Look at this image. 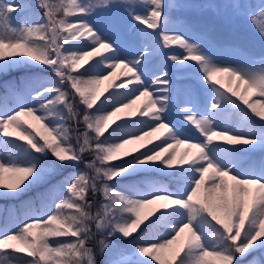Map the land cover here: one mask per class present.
I'll return each mask as SVG.
<instances>
[{
  "label": "snow or ice",
  "instance_id": "1",
  "mask_svg": "<svg viewBox=\"0 0 264 264\" xmlns=\"http://www.w3.org/2000/svg\"><path fill=\"white\" fill-rule=\"evenodd\" d=\"M200 7L260 54L170 0H0L4 264H264V0Z\"/></svg>",
  "mask_w": 264,
  "mask_h": 264
},
{
  "label": "rangeland",
  "instance_id": "2",
  "mask_svg": "<svg viewBox=\"0 0 264 264\" xmlns=\"http://www.w3.org/2000/svg\"><path fill=\"white\" fill-rule=\"evenodd\" d=\"M170 2L173 3V4L183 3V4L186 5V8H185L183 13L174 11V13H173V17L174 18H177L179 16H189V15H192V14L200 13V14H202V18L205 19L208 22L209 29L216 30V32L218 33L217 36L226 34L227 31H221V30L217 29V27L215 25V22L213 21L212 17L210 15H208L205 12V10L201 9L200 5L207 3L208 0H170ZM216 2H219V0H216ZM252 2L253 3H258V0H252ZM230 33L231 34L234 33L236 35L246 34V35H248L250 37H252V36L254 37L255 36V30L252 28L251 25H247V24H245L244 26L240 27L239 31H231ZM255 42L258 43V41H255ZM173 50L182 51L181 49H179V46H173ZM213 54L216 55L221 61H225V60L232 61V60L236 59V56L234 54H231V53H229L228 51H225V50L213 49ZM122 70L120 71V69H117L116 73H119V71L122 72ZM180 75H181L182 79H181L180 82H177V79H176L177 73L175 71H173V88L174 89H176L177 84L180 83V84H186V85L193 86V87H195L197 89V91H199V84L197 82V78L195 76V72L194 71L188 70L186 72L181 73ZM219 79L225 80V82L222 83V84H224V87H226V88H224V89L222 88V90L226 91L227 87L231 86V85H229L228 77L226 75H224L223 77H219ZM116 81H117V79H115V80L110 79V80L105 81L103 83L104 85L102 87H101L102 84L100 85L101 91H103L107 87L106 83L107 84L108 83L109 84L110 83H116ZM2 83L3 82H1L0 84H2ZM233 85L231 87L235 88V82H233ZM218 87H219V85H218ZM0 88H2V87H0ZM2 90H3V88H2ZM241 91H243V90L241 89ZM105 94H107V93H105ZM251 96H252V94L249 93V97H250L251 100L256 99L255 96H253V97H251ZM238 103L242 104V102H240V101H238ZM25 119H29V118H25ZM30 122L33 123V125L36 128H39V125H37L35 123V121H30ZM114 126L115 125H113V127ZM109 131H110V129H109ZM105 135H107V133ZM196 135H198V133ZM154 142L155 143H159V141H154ZM148 146L150 147L151 145H148ZM129 147L131 148V147H135V146H129ZM181 151H183V149H181ZM116 163H119V161H116ZM80 167L83 168V165H81ZM11 176H12L11 173L5 172L4 173L5 182H10ZM163 182L167 183L166 180H163ZM34 195H35V190H34V193L31 194L30 197H32ZM8 207H15L18 213H22V209H23L22 203H16V200L0 199V208H8ZM21 218H22V216H21ZM0 264H4V261L1 260Z\"/></svg>",
  "mask_w": 264,
  "mask_h": 264
},
{
  "label": "trees",
  "instance_id": "3",
  "mask_svg": "<svg viewBox=\"0 0 264 264\" xmlns=\"http://www.w3.org/2000/svg\"><path fill=\"white\" fill-rule=\"evenodd\" d=\"M210 33H212L213 37H215L216 31L212 30L210 31ZM217 41L219 44H223L225 42H232L234 44L239 45L241 48L245 49L247 52H251L252 54L257 55V56L260 54L259 43L255 41H250L249 37L246 34L236 35L234 33L231 34L230 32L227 31L226 34L219 35ZM10 78L11 77L0 76V83L3 82L5 79H10ZM19 142L23 143L22 141H19ZM33 192L25 194V196L16 200V203H22L23 201L29 200L30 195L33 194Z\"/></svg>",
  "mask_w": 264,
  "mask_h": 264
},
{
  "label": "bare ground",
  "instance_id": "4",
  "mask_svg": "<svg viewBox=\"0 0 264 264\" xmlns=\"http://www.w3.org/2000/svg\"><path fill=\"white\" fill-rule=\"evenodd\" d=\"M121 70H122V69H120V71H121ZM120 71H119V73H116V76H119V75H120V73H121ZM122 71H123V70H122ZM111 79L115 80V79H117V78H116V77H112ZM106 81H107V80H106ZM111 81H112V80H111ZM180 81H181V80H179V81L177 80V82H180ZM221 81H222V83L225 82V80H223V79H221ZM104 82H105V81H104ZM116 83H119V80H118V79H117ZM108 84H109V83H108ZM108 84L106 83L107 86H108ZM191 84H192V83H191ZM103 85H104V84H102L101 87H102ZM223 85H224V84H223ZM232 85H233V83L231 84V86H232ZM225 86H226V85H225ZM233 86H234V85H233ZM175 87H176V86H175ZM224 88H226V87H224ZM224 88H223V89H224ZM251 97H253V96H251ZM250 100H251V99H250ZM0 262H1V260H0Z\"/></svg>",
  "mask_w": 264,
  "mask_h": 264
}]
</instances>
